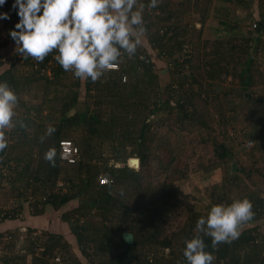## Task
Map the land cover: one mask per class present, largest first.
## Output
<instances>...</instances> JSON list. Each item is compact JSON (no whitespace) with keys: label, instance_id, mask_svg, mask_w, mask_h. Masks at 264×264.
Returning a JSON list of instances; mask_svg holds the SVG:
<instances>
[{"label":"trees","instance_id":"obj_1","mask_svg":"<svg viewBox=\"0 0 264 264\" xmlns=\"http://www.w3.org/2000/svg\"><path fill=\"white\" fill-rule=\"evenodd\" d=\"M146 2L150 3V0ZM183 2L181 0V3ZM231 2L244 7H249L253 2L258 4L260 9L264 4V0H232ZM13 3L7 2L4 8H0V13L10 14V19H0V35L2 32H7L10 36L9 30L14 29L12 26L16 21L18 10L13 9ZM216 7L218 11L219 7ZM152 9L153 15L144 13L147 27L145 38L149 48L141 46L132 58L125 55L123 62L119 63V70H111L95 83L90 79H76L69 82L68 79L72 73L64 71L58 64L54 59L56 53L47 56L43 62H37L31 57L23 59L17 54L11 56L10 60H5V56H2L4 53L0 52L2 57L0 82L7 81L18 95L26 89L27 85L40 79H45L48 85L66 88L59 101V114L55 117L48 116L53 120L50 126L55 127L54 133L41 143L40 137L31 138L26 129L17 126L16 130H21L23 138L16 142L10 140L9 146L0 152V178L4 176L7 180L10 196L23 197L21 203H29L28 214L31 220L30 223L29 221L22 223L21 229L28 227L31 231L41 230L43 236L46 234L48 238V244L45 245L46 249L42 250V254L38 255L34 248L30 250L29 255L15 258L0 256V264H26L30 256V264H50L48 256L59 253L61 247L72 252L71 240L76 241L81 253H85L91 259L93 257L95 259V246L97 264H187L183 256L185 241L195 235L199 217L206 216L211 207L201 210L195 204L186 202L190 214L179 229L182 242L178 250L172 248V236H162L158 229L150 230L145 226L144 223L153 218L148 215L153 210L148 209L147 213L144 208L145 205H153L150 201V198H153L152 195H157L158 199L164 200L165 203L168 201L171 209L174 207L180 209L179 205L183 201L180 198L183 192L174 183L177 179L173 176L175 172L168 174L169 176L161 183V186L153 187L154 191L148 188L145 182L143 183L147 178L150 161L154 160L155 151L166 147V142L156 146L154 143L158 141L161 124L166 123L171 117L175 118L173 123L180 130L189 125L202 126L207 132L213 129L209 121L210 117L213 119V115L205 116L199 111L195 101L196 92L200 95L205 92L211 103L213 100L222 108L219 111L217 125L222 133L228 123L229 112L225 109L224 99L221 97L227 98L230 94L237 92L235 95L247 104L251 101V88L259 83L264 87V69L259 66V64L264 66V12H258L259 17L252 23V31L249 35L242 34L241 30L224 19L221 23L229 29L220 28L215 36H212L214 38L206 39L202 37L204 31L202 28L210 14L208 11L206 13V6H200L201 18L194 19V24H186L183 21L185 12L180 6L165 8L164 4L159 3ZM150 17H156V22L151 23ZM254 23L257 24L256 27H253ZM155 24L158 26L155 27ZM164 25L168 26L169 30L161 32ZM227 29L229 33L224 35L223 30ZM153 52L159 58H169L168 64L172 67L173 81L164 90L160 88L158 82ZM21 65L24 67L25 75L23 76L20 74ZM48 69L52 71L50 75L46 73ZM124 75L126 80H123ZM229 77L232 78L229 88L222 87V82ZM211 88H213L212 92L216 93L213 97L208 91ZM83 91L86 100L82 102L85 103V107L81 108ZM20 103L24 106L22 100ZM26 109L29 110V107ZM236 110L233 109V111ZM20 119H23L27 125L35 121L28 114ZM154 123L160 126L153 129ZM81 125L86 129L88 139L96 136L108 138L111 141V156L102 161V172L110 179L107 184H101L99 181L98 176L102 173L95 170L96 164L91 161L95 157L90 153L91 144L87 139L81 140L83 149L77 144L81 152L78 162L69 164L60 158V140L70 137L68 131L73 126L75 128ZM16 130L15 133H17ZM249 138V141H253L252 138H254L256 143L248 152L249 163L259 160L257 156L259 152L260 157L264 159V130L258 131ZM245 140L248 141L247 138ZM205 142L213 144L218 161L220 160L219 164L206 167L204 169L206 173L218 167L223 168L225 184L237 183L238 179L242 178L239 171L244 174L247 171L246 178L252 173V168L246 169L239 164V159L232 158L233 154L226 140L215 138L212 134L211 138L209 140L206 138ZM36 145H38L39 158L36 169L33 171L31 153ZM51 147H55L57 151L55 166L44 159L45 152ZM6 156L16 160V164H13L11 160L8 161ZM131 156L140 158V168L128 165L127 160ZM110 160L113 162L111 163ZM158 161L162 164V170H166L174 165V156L168 157L166 162L163 157L158 156ZM8 164L16 167L11 174H7L2 168ZM62 181L64 185L60 186L59 190L57 186ZM120 184L132 186L131 188L138 196L127 200L126 192ZM119 185L121 189L115 193V190L120 188ZM149 190L151 195L147 196L146 192ZM245 197L252 201L255 215L251 221L242 226L238 239L213 249L211 238L204 237L207 244L206 251L213 252L216 257L214 264H264V222H262L264 221V192L256 191L242 198ZM69 203L75 206L64 210L61 213V219L70 229L68 233L70 240L65 239L61 234L51 232L52 230H49L50 228H47L45 224L48 221L45 217V206L49 205L59 210ZM22 209L24 207L21 204L3 213L0 206V225L14 220L22 221V218L18 219L16 215L24 211ZM95 213L102 217L103 226L88 221V218ZM124 231H131L134 234L133 243L125 242ZM4 235L3 230L0 229V238ZM161 245L170 248V251L167 253L168 258H163V261L159 263L153 251L152 253L149 250L145 251V248L151 249L152 246ZM13 247L14 242L11 244V248ZM88 249H92V253ZM73 258L78 261L77 264H85L79 256L73 254ZM61 261L62 256L60 261L54 263L61 264Z\"/></svg>","mask_w":264,"mask_h":264},{"label":"rangeland","instance_id":"obj_2","mask_svg":"<svg viewBox=\"0 0 264 264\" xmlns=\"http://www.w3.org/2000/svg\"><path fill=\"white\" fill-rule=\"evenodd\" d=\"M159 1L164 4L165 8H178V6L182 7L183 11L185 12L183 21H185L186 24H192L194 19L201 18V5L207 7L206 13L207 11L211 12L214 9L213 0H182V2L184 1L183 3H181V0ZM230 3H232L231 7L233 8L232 12L234 18L230 19L229 24L232 26H236L237 29L241 30L242 34L249 35L250 31H252V23L254 22L255 18L259 17L258 12H264V4L261 5L262 9H260L257 6L258 4L253 2L249 7L241 6L235 2ZM149 19L152 21H150L151 23L156 22V17H150ZM211 24L212 26L207 29V22H205V26L204 28H202V31L204 30L202 32L203 38H214L212 37V35L214 34H211L212 29H215L214 31L216 33L219 31L217 30V25L219 24L217 19H213L211 21ZM155 25V27L158 26V24ZM221 28L228 27L221 26ZM228 29L223 30V32H225L224 35H227L229 33ZM143 38L145 40L143 39L142 46H147L149 48L147 38H145V36ZM0 43V52L4 53V55L2 56H5V60H10L11 56L16 54L15 41L11 39L7 32H2L0 35ZM152 55L156 63L155 71L158 74V82L160 88L164 90L166 86L173 81L172 67L168 64L169 58H159L155 52H153ZM261 65L262 64H259V66L264 69V66L262 67ZM21 67L20 74H22L21 76H23L25 75L23 70L24 67L23 65H21ZM127 77L129 78V76ZM231 79V77H229V79L227 78L225 82H222L221 86H226L227 88H229ZM68 81H76V78L73 74H71ZM46 82L47 81L45 79L35 81L30 85H27L26 89H24V91H22V93L19 95L20 101L22 100V102H24L23 106L19 101V106L17 109L19 118L23 117L25 114H28L33 120H35L31 122V125H27L28 127L26 129V132L29 133V136H31V138H33L34 136L41 137L43 136L42 134L46 133L47 128L53 123V120L49 119L48 116L51 115L55 117L59 114V101L66 91L65 87H56L55 85L51 84L48 85L46 84ZM212 89L213 88L208 89V91L213 97L214 95H216V93H213ZM250 91L251 101H249L247 104H245L244 100H242L239 96L235 95L237 94V92H235V94H230L227 98L221 97V99H224V104L226 107L225 109H227V111L229 112L228 123L222 133L221 128L217 126L219 111L222 110V108L213 100L211 103L210 98L206 96L205 92H203L201 95L196 92L197 95L195 96V101L199 106V111L203 112L205 116H208L209 114L213 115V119L212 117H210V119L208 117L210 123L213 126V129H209L207 132V130L202 126L199 127L189 125L183 130H180L179 127H177L173 123L175 122L174 117L169 118L166 123L161 124V126L159 125L160 128L158 132V141L154 143V146L166 142V147L163 150L160 149L155 151V157L153 158L154 160L150 161L147 178L143 181V183L145 182L146 186L154 191V188L161 186V183L166 179L167 176H169L168 174H174L173 172H175V175L173 176H176L177 179L174 181V183L183 192V195L180 196L181 200L183 201L179 205V207H181L180 209H177V207H172L173 209H171L169 208L170 204L168 201L165 203L164 200H159L157 195H152L153 198H150V201L153 203V205H145L144 208L147 213L148 209L154 211H151L150 214H148L153 218L147 220L148 222H145L144 224L150 230L158 229L162 236H172V248L176 250L180 248L182 242L179 229L183 226V223L185 222V220H187L190 214L188 209L189 206L188 203L186 204V202H189L193 205L195 204L196 206L201 208V210H207L209 207H212L216 204H230L234 200L241 199L243 196L252 194L256 191L264 192V159L263 157H260L261 154L259 152L257 154L259 160H254L253 162L249 163L248 152L253 149L254 145H256L255 139L252 138L253 141L252 143H250V148H247L245 144V138H247V140L249 141V137L251 135H255L262 129L264 130V87L259 83L258 85L252 87ZM81 100V108H84L85 103H82L84 102V100H86L84 91L82 93ZM27 107H29V110L26 109ZM40 108L41 111L39 112ZM234 108L237 110L233 111ZM71 113H73V111H71ZM159 126L158 123H154L153 129L158 128ZM16 129L17 127L8 133L9 140L13 142L20 141L23 138V136H21V130L17 131ZM15 130L17 131V133H15ZM42 130L44 132H42ZM212 134H214L215 138L226 140L228 148L231 149V152L233 154V159H239V164L245 166L246 169L252 168V173L247 175V178L245 177L246 173H248L247 171H245V174L244 172L239 171V175H241L242 178L240 177L237 183L232 184L228 182L227 184H225L223 181L225 176L223 168L218 167L215 170L209 171L207 173L204 171V169L211 164L220 163V160L218 161L217 155L215 153L216 151L213 144L211 142H205L206 138H208L209 140ZM68 135L70 136L68 137V139H72L81 147V149H83L84 147V145L81 143L82 138L84 140L87 139L90 142V153L95 157L91 159V161L93 164H96L95 170H99L102 174H104L102 172V161H104V158H109L111 156L112 144L110 139L96 136L88 139L87 131L83 125L75 128L73 126L70 131H68ZM37 146L38 145L34 147L31 153L33 157V171L36 169L39 158ZM158 156L159 158L163 157V159L165 160L164 162L167 161L168 157L170 158L174 156V165L166 170H162V164L159 163ZM6 157L8 161L11 160L13 164H16V160H13V158H9V156ZM131 157H128V165ZM110 162L112 163L113 161L110 160ZM251 164L253 165L250 167ZM2 168L5 169V172L7 174H11L16 167L15 165L8 164L2 166ZM121 187L126 192L127 200L135 199V196H138V194L135 193V190L131 188L132 186L121 185ZM121 187L118 188V190H115V193L119 191ZM149 192L150 190L146 192L147 196L151 195V193ZM154 198H156V200ZM23 199V197L20 198L19 196H10V186L7 183V180L4 178V176L0 178V206L3 209V212L11 211L13 210V208H16V206L19 207L22 204L24 207V209L22 210L24 211L18 212L21 214L27 212L28 214V212H30L28 206L29 203H21ZM171 201L173 202L172 199ZM154 205L156 207H154ZM72 206L75 205L69 203V205L63 206L59 210L54 209L49 205L45 206V217L48 220L45 222V224H50V226L53 224V229L51 232L61 234L65 239L67 238L68 240H70L71 238L68 237L70 229L68 225L61 219V213L64 210H69V208H72ZM57 220H59L58 222H60V225ZM88 221L93 224H97L98 226L104 225L102 217H100L97 213L91 215L88 218ZM21 225L23 224H21L19 220H14L9 221V223H6L1 228V230H3L5 234L3 238H0V256H2L3 258H5L6 256L15 258L21 255H29L31 254L30 250L34 248L37 254L40 255L42 254V249L40 248L48 244V238L46 237V234H44L45 236L39 235L40 237L38 239V244L34 243L29 236V232L32 231L29 230L28 227L26 229H21ZM63 228L65 229V231H63ZM73 238L74 237H72V239ZM12 242H14L13 248H11ZM70 242L72 244V252H69V250L64 247H61L59 250V253H61L62 256V261L60 262L61 264H77L78 261L73 258V254H75V256H79L85 264H97L95 246V259L94 257L91 259L86 256L85 253H81V250H79V246L76 244V241L71 240ZM36 247H38V249ZM150 248L151 249H149V247H146L145 251L149 250L151 253L153 251V254H155V258L159 260V263L163 261V258H168L167 256H169V254L167 253L170 251V248H165L162 245L152 246ZM48 258L50 264H55L51 259V255L48 256ZM30 260L31 256L28 257L26 264H30Z\"/></svg>","mask_w":264,"mask_h":264},{"label":"clouds","instance_id":"obj_3","mask_svg":"<svg viewBox=\"0 0 264 264\" xmlns=\"http://www.w3.org/2000/svg\"><path fill=\"white\" fill-rule=\"evenodd\" d=\"M6 0H0V6ZM159 0H14L19 21L10 30L15 41V53L23 59L31 57L43 62L56 53L54 59L76 79L101 80L127 55L132 58L143 44L147 33L144 20L146 7L156 8ZM0 19H10L8 12ZM19 95L7 81L0 82V152L10 143L8 133L17 126L27 129L17 111ZM49 126L43 143L55 132ZM57 151L49 148L44 159L56 164ZM123 194V192L121 193ZM255 215L253 203L247 197L230 204H216L206 216H200L196 233L185 241L183 251L187 264H214L213 252L206 251L204 237H210L212 248L239 238L241 228ZM130 238V235H129Z\"/></svg>","mask_w":264,"mask_h":264},{"label":"built area","instance_id":"obj_4","mask_svg":"<svg viewBox=\"0 0 264 264\" xmlns=\"http://www.w3.org/2000/svg\"><path fill=\"white\" fill-rule=\"evenodd\" d=\"M147 0H143V3H145V5H147L148 3L146 2ZM7 2H14V0H6V3ZM6 3L4 4V5H2V6H0V8H4V6L6 5ZM159 3H161L160 1H159ZM158 3V4H159ZM145 12H148V13H150V14H152V12H153V9H148L147 7H146V9H145ZM12 13H14V10H12ZM19 21V16L17 15L16 16V21L14 22V24H13V26L12 27H15V24L17 23ZM10 25H12V23L10 22ZM256 23H254L253 24V27H256ZM11 27V28H12ZM169 30V27L168 26H166V25H164L163 27H162V29H161V32H163V31H165V30ZM10 30H12V29H10ZM10 30H9V34H10ZM0 60H2V57L0 56ZM49 68V67H48ZM120 69V65L119 64H117V65H115V67L113 68V70H119ZM46 73L48 74V75H50L51 74V71H50V69H48L47 71H46ZM123 80H126V75H124L123 76ZM250 143H252V141L251 142H247L246 143V147L247 148H250L251 146H250ZM59 152H60V158L63 160V161H65V162H67V163H69V164H73V163H76V162H78L79 160H80V158H81V152H80V148H79V146L72 140V139H68V138H64V139H61L60 140V142H59ZM98 178H99V181H100V183L101 184H107V183H109L110 182V179L108 178V176H106V175H103V174H100L99 176H98ZM64 184H63V182H60L59 184H58V188L57 189H59L60 188V186H63ZM3 213H6V211H4ZM11 214H13L12 212H11ZM20 219L24 216V214H21V213H17L16 214ZM39 235H43L42 234V232H41V230H33L32 232H29V236H30V238L32 239V241L34 242V243H36V244H38V239H39ZM37 249H38V247H36ZM40 249H42V250H45L46 249V247H45V245L42 247V248H40ZM88 251L90 252V253H92V249H88ZM51 259L54 261V262H58V261H60L61 260V253H57L56 255H53V256H51Z\"/></svg>","mask_w":264,"mask_h":264},{"label":"crops","instance_id":"obj_5","mask_svg":"<svg viewBox=\"0 0 264 264\" xmlns=\"http://www.w3.org/2000/svg\"><path fill=\"white\" fill-rule=\"evenodd\" d=\"M210 1V0H209ZM232 0H213V3H214V9H213V11H211L210 12V14H209V18L207 19V29L209 28V27H211L212 26V24H211V21L213 20V19H217L218 20V22H219V24L217 25L218 26V29L217 30H219L220 28H221V26H223V24L221 23V22H223V20L224 19H227V21L229 22L230 21V19H232V18H234L233 17V12H232V7H231V5H232V3H230ZM216 6H218L219 7V9H218V11H216V9H217V7ZM260 13H258V15H259ZM204 26H205V24H204ZM215 30V29H214ZM213 29L211 30V34H214V35H212V36H215V34H216V32L214 31ZM209 31V30H208ZM4 48V47H3ZM30 217H29V214H27V212L26 213H24V216L22 217V221H20V223L22 224V223H28V221H29V223H30ZM59 220H57V222H58ZM59 223V225H60V222H58ZM26 225V224H25ZM4 226V224H1L0 225V229L2 228ZM23 226V225H22ZM52 226H53V224H52ZM52 226H50V225H47V228H50L51 230L53 229V227ZM66 228V227H65ZM63 231H65V229L63 228Z\"/></svg>","mask_w":264,"mask_h":264},{"label":"water","instance_id":"obj_6","mask_svg":"<svg viewBox=\"0 0 264 264\" xmlns=\"http://www.w3.org/2000/svg\"><path fill=\"white\" fill-rule=\"evenodd\" d=\"M137 162V163H136ZM129 165L131 167L137 168L140 165V158L139 157H131L129 160ZM130 235V238H129ZM123 238L125 242L131 244L134 241V234L131 231H124Z\"/></svg>","mask_w":264,"mask_h":264}]
</instances>
